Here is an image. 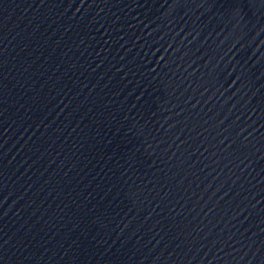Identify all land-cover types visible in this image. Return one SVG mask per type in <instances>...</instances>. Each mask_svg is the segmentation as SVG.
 Here are the masks:
<instances>
[{
    "label": "water",
    "instance_id": "obj_1",
    "mask_svg": "<svg viewBox=\"0 0 264 264\" xmlns=\"http://www.w3.org/2000/svg\"><path fill=\"white\" fill-rule=\"evenodd\" d=\"M0 264H264V0H0Z\"/></svg>",
    "mask_w": 264,
    "mask_h": 264
}]
</instances>
